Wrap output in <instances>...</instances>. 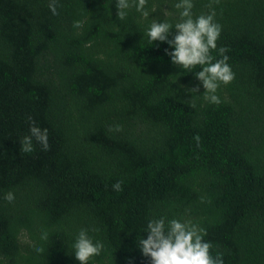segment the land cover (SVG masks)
<instances>
[{"label":"trees","instance_id":"16d2710c","mask_svg":"<svg viewBox=\"0 0 264 264\" xmlns=\"http://www.w3.org/2000/svg\"><path fill=\"white\" fill-rule=\"evenodd\" d=\"M178 2L120 20L116 0H59L58 15L49 0H0V264H79L81 229L104 244L88 264H150L137 243L149 219L184 215L224 264H264V0H193L194 16L212 4L235 73L219 105L201 69L149 43ZM28 117L50 150H21Z\"/></svg>","mask_w":264,"mask_h":264},{"label":"clouds","instance_id":"9594fccd","mask_svg":"<svg viewBox=\"0 0 264 264\" xmlns=\"http://www.w3.org/2000/svg\"><path fill=\"white\" fill-rule=\"evenodd\" d=\"M216 3L219 0H215ZM147 0H116L117 18L124 20L128 11L135 8L143 17H149L146 10ZM59 0H49L48 7L53 15H58L57 8ZM180 9L179 21L175 25L166 19L160 20L158 17L152 19L146 32L149 43L156 41L166 43L173 51L165 50L170 56L171 62L185 70L199 68L195 72V78L202 84L204 89V99L212 104L219 105L221 100L216 92L221 84L227 85L235 78L228 63L229 51L226 47L217 50V41L221 35L222 26L216 22V12L210 3L207 5L211 11L194 16L193 0H179L175 4ZM79 26V25H77ZM175 29V35L172 30ZM218 51L220 59H216L212 52ZM191 93H198L200 85L191 88ZM30 124L29 135L21 140V150L28 153L34 150L33 140L39 143L44 151L50 150L48 142V130L36 126L32 117H28ZM122 126L115 125L109 131H122ZM122 181H117L112 185L114 191H122ZM4 199L11 203L15 199L12 191H8ZM147 238L140 237L137 241L138 248L142 255L150 259V264H224L223 253L212 254L213 244L205 240L206 229L198 223L193 222L187 215L167 219L164 216L149 219L145 229ZM75 259L79 264H88V261L99 256L104 249V244L100 241H93L87 229H81L73 245ZM37 252L43 251L40 248Z\"/></svg>","mask_w":264,"mask_h":264}]
</instances>
